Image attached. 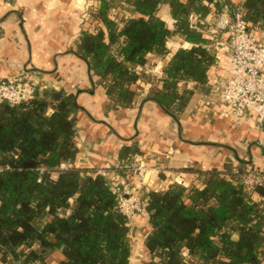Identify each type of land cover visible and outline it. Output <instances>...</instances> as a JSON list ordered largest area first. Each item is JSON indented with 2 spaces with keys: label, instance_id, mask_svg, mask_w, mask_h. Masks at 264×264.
Listing matches in <instances>:
<instances>
[{
  "label": "trees",
  "instance_id": "obj_1",
  "mask_svg": "<svg viewBox=\"0 0 264 264\" xmlns=\"http://www.w3.org/2000/svg\"><path fill=\"white\" fill-rule=\"evenodd\" d=\"M229 4L242 9L251 30L264 31V0ZM222 8L216 0H101L91 17L104 27L84 30L76 52L114 106L133 107L146 80L147 100L178 116L193 95L182 86L205 87L220 59L206 32L207 19ZM114 9L128 18L113 16ZM174 34L191 47L174 52L166 77L146 74L152 55H168ZM79 109L75 93L55 88H38L35 99L19 106L0 103V264H132L131 229L117 195L104 177L77 163ZM139 153L127 147L121 161ZM62 164L69 168L60 170ZM239 171L231 164L213 170L202 189L174 184L149 192L144 264H264V187L254 200Z\"/></svg>",
  "mask_w": 264,
  "mask_h": 264
},
{
  "label": "crops",
  "instance_id": "obj_2",
  "mask_svg": "<svg viewBox=\"0 0 264 264\" xmlns=\"http://www.w3.org/2000/svg\"><path fill=\"white\" fill-rule=\"evenodd\" d=\"M235 1L241 4L243 0ZM89 4L96 5L97 10L101 0H0V80L25 73L40 81L39 88L63 89L77 95L80 166L93 171L115 168L123 151L136 147L140 152L136 156L150 168H159L157 175L152 174L147 193L162 192L174 184L202 189L205 174L213 170L225 172L230 164L241 169H264V128L251 114L241 119L229 116L227 106L211 93L210 83L205 87L193 83L182 86L193 95L178 116L147 100L152 85L146 80L139 82L142 95L133 107L114 106L100 80L76 52L84 30L104 27L98 20L91 29L86 24L85 5ZM161 16L174 29L171 15L164 11ZM213 19L212 14L207 24ZM190 47L174 34L167 42L168 55H152L154 62L145 68V73L158 79L166 77V64L174 52ZM224 77L223 59L211 68L209 79L215 78L220 84ZM119 177L125 181L123 174ZM252 197L260 200L256 193ZM130 229L132 263L144 264L148 256L142 248L150 232L149 215L134 216Z\"/></svg>",
  "mask_w": 264,
  "mask_h": 264
},
{
  "label": "built area",
  "instance_id": "obj_3",
  "mask_svg": "<svg viewBox=\"0 0 264 264\" xmlns=\"http://www.w3.org/2000/svg\"><path fill=\"white\" fill-rule=\"evenodd\" d=\"M223 5L221 13L214 16L206 34L213 38L210 45L220 55L217 62L225 60V77L218 84L209 79L211 93L228 108V114L241 119L251 114L264 128V31L251 30L243 17L242 9L232 8L229 0H216ZM128 18L127 12L113 10V16ZM220 36L223 41H219ZM40 81L33 75L22 73L0 80V103L19 106L35 99ZM69 165L62 164L60 170ZM159 168H150L144 159L134 156L131 160L120 161L115 168H102L93 171L104 177L117 195L118 211L130 222L136 215H149L147 212L146 187L153 182ZM42 173L43 170H40ZM125 181H120V175ZM244 190L253 195L258 187H264V169L245 168L238 173ZM136 179V184L133 180ZM158 192V191H157ZM264 210V198L261 200ZM140 259V256H138ZM134 264V261L133 263Z\"/></svg>",
  "mask_w": 264,
  "mask_h": 264
},
{
  "label": "rangeland",
  "instance_id": "obj_4",
  "mask_svg": "<svg viewBox=\"0 0 264 264\" xmlns=\"http://www.w3.org/2000/svg\"><path fill=\"white\" fill-rule=\"evenodd\" d=\"M96 5H94V4H89V5H85V19H86V24L89 26V28L91 29V27H92V24H93V19H92V17H91V11L92 10H94V11H96L95 9H96ZM95 29V28H94ZM94 29H91V30H94ZM223 38L220 36V38H218V40L219 41H223L222 40ZM154 61H152V63H153ZM155 78H157L156 76H154ZM158 79V78H157ZM140 92V93H139ZM139 96H141L142 95V92L139 90Z\"/></svg>",
  "mask_w": 264,
  "mask_h": 264
}]
</instances>
